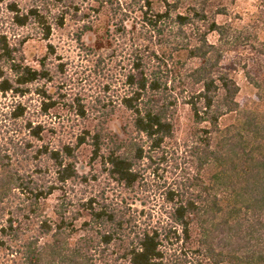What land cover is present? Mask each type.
<instances>
[{
  "label": "trees",
  "instance_id": "obj_1",
  "mask_svg": "<svg viewBox=\"0 0 264 264\" xmlns=\"http://www.w3.org/2000/svg\"><path fill=\"white\" fill-rule=\"evenodd\" d=\"M234 2L30 0L24 6L0 0L16 27L33 24L46 41L54 25L75 18L76 41L93 61L89 71H112L93 104L79 97L67 103V93L54 97L42 83L53 80L51 71H68L63 61L52 70L56 47L49 42L31 65L26 37L13 42L0 27V92L19 98L12 118L26 117L25 136L11 141L12 149L0 147V203L15 190L26 196L2 233L21 239L19 217H40L39 203L61 192L55 219H41L39 233L21 242L25 264H264V106L244 105L236 73L243 70L255 88L261 81L245 58L233 55L232 67L229 57L243 46L253 60L264 59V41L237 27ZM86 35L93 43L86 44ZM31 93L40 98L36 115H48L62 102L82 120L73 143L45 141L47 126L28 116L35 111L23 100ZM181 106L190 114L183 141ZM120 113L123 121L113 129ZM83 146L89 169L81 173ZM14 160L51 162L55 178L37 182ZM172 162L171 174H178L169 181L162 166ZM70 181L103 184L79 196L65 188ZM150 190L163 198L157 216L154 208L147 214L136 207L137 194Z\"/></svg>",
  "mask_w": 264,
  "mask_h": 264
},
{
  "label": "rangeland",
  "instance_id": "obj_2",
  "mask_svg": "<svg viewBox=\"0 0 264 264\" xmlns=\"http://www.w3.org/2000/svg\"><path fill=\"white\" fill-rule=\"evenodd\" d=\"M29 1L30 0H22V5H28ZM262 3V0H235L231 16L235 18L237 27L241 28V30H248L250 35L257 33L259 38L264 41V6ZM10 17L11 14L7 12L5 6L1 7L0 27L10 31V36L13 42H18V40L26 37L27 41L24 43L23 48L28 63L31 65H37L38 59L47 53V45L50 42L56 47V54L49 58V61L52 63L50 64L52 70L56 69L54 65L59 61L68 64V71H51L54 75L53 80L42 82L44 88L48 89V92L50 91V93H53L54 97H57L58 93L64 91L67 93V99H65L67 103H69L70 99L79 97L82 102L87 106H90L94 103L93 100L96 98V95L99 94L100 96V94H103L101 87L103 86V83L107 81L108 75L110 77L112 71L108 75H103V73L101 74L100 72L99 74L97 71H89L93 61L91 57L87 58L84 50L81 49L79 42L76 41V31L79 22L75 18L68 17L63 27L54 25L52 36L49 41H46L42 37L40 28L33 24L26 27H16L12 23ZM14 34H16V36H14ZM215 39V37L211 38V40ZM93 40V35L85 36L86 44L93 43ZM237 54L246 59L249 65L248 71L261 81V86L255 88L249 85V81L245 77H242L243 74L241 73L243 70H239V72L236 73V75H238L237 79L242 88L240 94L242 102L244 105L253 108H257L259 105L264 106L263 57L261 60H257L259 61L257 62L253 60L256 56L250 48H243V46L237 47L229 54L231 62L230 66L232 67L236 66L233 61V55ZM59 57L61 58L60 60L58 59ZM260 62L261 65H259ZM35 86L36 85H34V87ZM29 99H31L32 103L29 102ZM23 100H26L29 105L31 104V112L32 110L35 111L36 108L39 110L40 98L36 94L31 93L26 96V98H23ZM18 101L19 98H15L11 93L3 94L0 92V147H10L12 149L11 141H15L16 138L19 139L22 136H25L22 131H24L23 125L25 124L26 117L14 119L11 115V110ZM36 114L38 113L35 111V115L30 113L28 116L31 117V115H33L35 120L42 121V123L47 126L45 141H50L55 146H58L63 142L73 143L76 140L78 132L84 125L82 120L76 116L75 112H73L68 106H65L62 102L53 108L48 115L38 116ZM120 115H122V113L113 117L114 119L111 123L113 129H116L117 125H120L121 121H123L122 116ZM178 118L180 119L178 137L183 141V138L190 127V114L187 106L180 107ZM79 153L80 160L78 166L81 173H83L89 169L87 166L88 149L83 146L79 149ZM181 156L182 157L178 160L183 163L185 157H183L184 155ZM172 164L173 162L170 166H167L166 164L162 166L163 168L166 167V171H169L167 172L169 173V178L171 177L169 181H172L174 176L178 174H171L173 172H171ZM183 166H185V163ZM14 167H18L21 169L20 171L22 173L30 175L31 178L40 183L42 182V180H38L40 177H45V180L48 183H51L55 178L54 172H52L51 162H49V164H44L37 162L36 160H24L22 162H15L14 160ZM36 168H41L42 170L49 168V170L47 173L44 172L43 174H39ZM102 184V181L90 182L89 185H81L77 181H70L65 188L69 193L72 192L71 195L75 194L81 196L82 193H84V195L94 194ZM60 197L61 192L57 191L48 199L42 200L39 203L40 217H19L21 224L18 233L21 239H13V236H5L4 233H2V227L7 225V219L9 217H15L14 214L20 204L23 206L26 205V202L24 201L26 196L20 191L15 190L9 197L5 198L4 201L0 203V241L2 240L5 242V245L0 246V264H25L24 258L19 251L21 242L26 238L28 239L39 233L38 230L41 219L44 217L55 219L56 216H54V209L61 204ZM137 198L141 199L140 201H137V209H144L147 214L151 211V208H154L152 213L156 216L161 210H163V207H161L163 198L160 195V192H155L153 190H150L149 192H140L137 194ZM242 217L244 219L249 218V222L253 221V215L251 214L243 213ZM79 224L80 222H78V225ZM81 233H83V231L79 230L78 234ZM44 240L45 239H43V241Z\"/></svg>",
  "mask_w": 264,
  "mask_h": 264
}]
</instances>
